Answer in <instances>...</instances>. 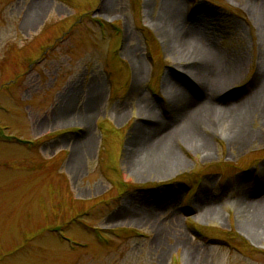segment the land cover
<instances>
[{
  "label": "rangeland",
  "instance_id": "rangeland-1",
  "mask_svg": "<svg viewBox=\"0 0 264 264\" xmlns=\"http://www.w3.org/2000/svg\"><path fill=\"white\" fill-rule=\"evenodd\" d=\"M107 1L0 0V264H264V222L253 227L247 208L264 197V83L250 87L264 69V0H177L178 24L239 72L204 94L213 117L249 134L232 144L235 130L206 117L194 129L209 156L181 130L169 139L184 165L144 172L128 159L140 107L161 122L179 113L165 80L201 94L173 77L185 62L154 26L167 0Z\"/></svg>",
  "mask_w": 264,
  "mask_h": 264
},
{
  "label": "bare ground",
  "instance_id": "bare-ground-1",
  "mask_svg": "<svg viewBox=\"0 0 264 264\" xmlns=\"http://www.w3.org/2000/svg\"><path fill=\"white\" fill-rule=\"evenodd\" d=\"M165 3L169 13L167 14L166 11H164L166 19L161 18L159 22L154 23V26L159 34H161V37L165 38L163 42L165 44L167 43L166 45L177 52L176 60L178 62H185V68L178 65L177 69L179 70V74L173 75V77L175 78V76H179L187 85L189 91L199 90L201 95L198 100L190 99L189 96H185L183 90L185 87L181 83L179 84L182 88L178 85L179 87L177 91L172 87L173 85L171 82H166L165 80L164 86L171 91L170 100L171 102H176L175 104H177L176 107L179 108V113L177 115L175 114L174 117L167 122H161L160 119H158L159 117L155 116L152 108L147 106L140 107V114L141 117H143L144 127L139 126L137 128L138 131L134 135L132 141L134 148L128 153V159H133L134 170L138 169L142 170V172L149 170L151 166L160 167L161 162H164V160H167L168 158V161L175 165L176 168L184 165V159L174 152L170 145L171 139H169V137H172L176 132H181V130L189 131L188 136H191L192 143L195 142L194 147L198 152H204L209 156L211 151L210 142L205 139V136H203V132H201L200 129L198 131H195L194 129V126L200 128L199 125L202 124L201 122L203 119L211 117L212 120H209V125L212 123L211 125L215 126V128H217L218 125L232 127L235 131L230 137L232 144L235 145L242 144L249 134L244 124L245 121L242 119L238 121L239 123H236L233 121L235 118H231L232 116L228 118L223 117L222 119L218 116L213 117L218 110L213 104L208 102V100H204L203 97L205 94V96L208 95V98L211 99L214 96L213 92H221V90L230 83L228 79L239 73L238 69L235 68L234 73H232V69H230L229 73L226 72V70L222 71L217 65V60L219 58L216 60V56H214L210 47L208 45L206 46V42L199 40L198 35L195 33L196 29L194 28V25H188L186 23L187 27H181L178 24L181 13L178 12L177 0H167ZM38 4L36 3L31 7L34 18L38 17L40 12H42V7L40 8V5ZM106 4L110 5L111 0H108ZM193 15L194 12L190 14V17ZM187 19H189L188 15ZM142 70H144L142 64L139 63L135 66V82L137 85L141 83ZM256 74L253 84L251 83L250 85L255 93L259 92L261 85H263L262 83H264V69L262 68L259 73L257 72ZM227 75L232 76L228 77ZM170 77H172V75H170ZM97 87L98 86L96 85L94 89L91 90L92 92L89 96V103H92L93 105L98 100V92L101 91V88ZM254 92L251 94L252 97L250 96L251 99L248 102L249 108L253 109L252 107L257 106L258 109L257 107L256 109L259 111V101L254 97ZM70 95H72L71 92L66 94L64 99H70ZM64 102L61 104V107L56 110L58 114H62V111L66 109L67 103ZM172 109H175V107ZM118 118H120V116ZM148 120L152 122H149ZM199 143L201 145H199ZM79 160V155L75 153L71 156V159L68 162V167L74 169L77 168ZM160 168L162 169V167ZM164 174L166 173L164 172ZM157 175L160 174L158 173ZM247 208L249 209L248 213L251 217L250 223L253 224V227H255V225L258 226L257 221L264 222V197L256 199L253 206L247 205ZM134 213H136L134 210H129L128 214H125L128 216L129 214ZM121 216L122 215H120V217ZM191 251L192 250L188 252L189 257H191ZM188 260L191 262L190 258H188Z\"/></svg>",
  "mask_w": 264,
  "mask_h": 264
}]
</instances>
